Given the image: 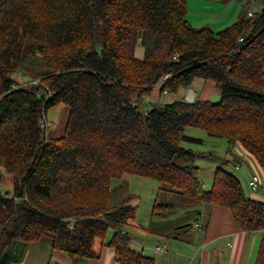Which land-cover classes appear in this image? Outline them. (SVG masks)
<instances>
[{"label":"trees","instance_id":"obj_1","mask_svg":"<svg viewBox=\"0 0 264 264\" xmlns=\"http://www.w3.org/2000/svg\"><path fill=\"white\" fill-rule=\"evenodd\" d=\"M232 1L242 2L237 22L216 32L188 22L187 0H0V185L6 175L12 186L0 188V264L15 243L44 240L74 264L96 258L98 241L120 264H155L126 231L137 207L113 205V181L128 175L166 186L148 235L192 230L203 206L264 232V203L227 169L242 159L224 160L209 190L198 167L177 163L193 157L182 143H202L186 134L197 128L264 167V0H221ZM197 78L216 84L220 102L145 100L157 85L174 95ZM60 104L70 114L52 138L42 123Z\"/></svg>","mask_w":264,"mask_h":264},{"label":"crops","instance_id":"obj_2","mask_svg":"<svg viewBox=\"0 0 264 264\" xmlns=\"http://www.w3.org/2000/svg\"><path fill=\"white\" fill-rule=\"evenodd\" d=\"M241 9L240 1L223 4L221 0H187V20L194 28L209 26L218 32L236 23ZM136 56L143 59L144 49L137 48ZM191 90L195 92V100L210 101L214 97L221 98V93L214 82L200 78L195 79L189 88H181L177 94H162L159 88L153 91L151 96L160 104L188 101L187 94ZM236 146L240 150L238 154L231 148L227 154L229 159H232L234 154L242 159V162L232 168L244 179L245 183L242 181L241 183L247 197L264 203V167L239 144ZM254 175L259 177V188L256 192H253L248 184ZM202 209L203 214L197 223L203 228H196L194 223L192 230L180 231L170 238L147 233L148 236L142 240L131 236L132 249L145 254L146 251L150 252L155 264H256L264 232L244 231L227 208L203 206ZM146 227L139 225L134 228L145 232ZM97 243L95 246L97 257L83 264H120L112 248L103 246L100 241ZM38 244L40 243L32 245L15 243L13 249L5 256L3 264H74L65 254L53 251L50 243L46 246L41 244L42 246L37 248ZM162 245L167 247V251H155Z\"/></svg>","mask_w":264,"mask_h":264},{"label":"rangeland","instance_id":"obj_3","mask_svg":"<svg viewBox=\"0 0 264 264\" xmlns=\"http://www.w3.org/2000/svg\"><path fill=\"white\" fill-rule=\"evenodd\" d=\"M160 86L154 87L153 91L159 89ZM189 92V91H188ZM152 95V94H151ZM146 97V101L150 105H160L157 99L153 96ZM196 99V98H195ZM221 98H212L210 101L213 103L220 102ZM156 102V103H154ZM70 110L67 106L60 104L48 110L44 123L47 124V134L52 138L62 137L65 133ZM188 136L202 140V143H182L184 149L190 150L193 157L185 156L177 159V163L181 165H194L200 169V179L204 183L206 190L211 189L213 184V177L216 169L223 166L224 160L229 159L228 151L231 148L225 139L210 137L204 130L197 128H189L186 131ZM239 147H234L233 152L238 154ZM227 169L231 171L240 181L244 182V179L231 167L227 166ZM121 186V188H120ZM10 179L8 176H4L3 182L0 185L1 189L11 188ZM113 187H119V198L114 204H119L121 201L127 200V203L133 207H137V218L132 224L126 228L127 233L130 236L142 240V238L148 235L141 229H137L139 225L148 226L152 220V211L155 204V200L159 193V189L166 186L156 182L154 180L140 178L132 175L126 176L122 181H113ZM160 203H164L167 199V194L160 195ZM136 224V225H135ZM114 231L110 230L108 237L112 238ZM45 242V243H44ZM49 240H44L41 244H49ZM98 244V243H97ZM40 248V247H39ZM146 255H151L146 251Z\"/></svg>","mask_w":264,"mask_h":264},{"label":"built area","instance_id":"obj_4","mask_svg":"<svg viewBox=\"0 0 264 264\" xmlns=\"http://www.w3.org/2000/svg\"><path fill=\"white\" fill-rule=\"evenodd\" d=\"M249 15L252 16V15H253V11H251V12L249 13ZM168 78H169L168 75L164 76V77L161 79V82L166 81ZM38 83H39L38 80H33V81L30 82V84H32V85H37ZM47 93H48L49 96L51 97V94H50V92H49L48 89H47ZM187 100H188V102H193V101H195V92H194V91L191 90V91L188 92V94H187ZM42 128H43L44 130H46V128H47V124H45V123L43 122V123H42ZM248 184H249L250 189H251L253 192H256V191L258 190V188H259V177H258L257 175H254V176L252 177V179L249 180ZM196 228L201 229V228H203V226L200 225V224H196ZM155 251H157V252H165V251H167V247H166V246H163V245H162V246H158V247L155 249Z\"/></svg>","mask_w":264,"mask_h":264}]
</instances>
